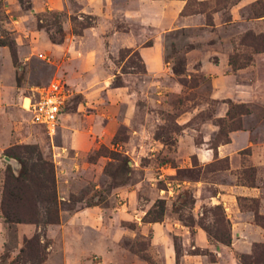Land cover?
Listing matches in <instances>:
<instances>
[{"label":"rangeland","instance_id":"1","mask_svg":"<svg viewBox=\"0 0 264 264\" xmlns=\"http://www.w3.org/2000/svg\"><path fill=\"white\" fill-rule=\"evenodd\" d=\"M7 172L0 264L262 262L264 0H0V203Z\"/></svg>","mask_w":264,"mask_h":264},{"label":"built area","instance_id":"2","mask_svg":"<svg viewBox=\"0 0 264 264\" xmlns=\"http://www.w3.org/2000/svg\"><path fill=\"white\" fill-rule=\"evenodd\" d=\"M67 97L68 91L64 84L60 80L52 79L46 85L33 89L29 97L25 98L23 107L29 113L32 123L43 126L51 133Z\"/></svg>","mask_w":264,"mask_h":264},{"label":"trees","instance_id":"3","mask_svg":"<svg viewBox=\"0 0 264 264\" xmlns=\"http://www.w3.org/2000/svg\"><path fill=\"white\" fill-rule=\"evenodd\" d=\"M8 168V167H7ZM19 179L17 177H14L10 172L4 176V193L2 196V202L0 203V212H1V218L4 222H18L17 218H11L10 211L15 209L18 205V196H16L15 192L18 189L16 185L18 184ZM253 220L255 223L260 225L264 228V217L258 216L254 214ZM218 242H220L223 245H228L230 243L229 234H225L223 238H216ZM251 257L247 256H240V261L242 264H264V254H263V260L261 258L260 261L262 262H250L248 261Z\"/></svg>","mask_w":264,"mask_h":264},{"label":"water","instance_id":"4","mask_svg":"<svg viewBox=\"0 0 264 264\" xmlns=\"http://www.w3.org/2000/svg\"><path fill=\"white\" fill-rule=\"evenodd\" d=\"M4 160L8 161V159H7V158H5V157H4Z\"/></svg>","mask_w":264,"mask_h":264},{"label":"crops","instance_id":"5","mask_svg":"<svg viewBox=\"0 0 264 264\" xmlns=\"http://www.w3.org/2000/svg\"><path fill=\"white\" fill-rule=\"evenodd\" d=\"M60 116V115H59ZM59 118V117H58Z\"/></svg>","mask_w":264,"mask_h":264}]
</instances>
